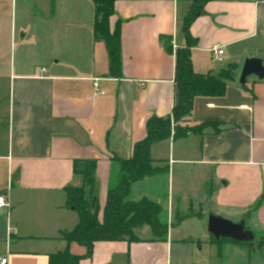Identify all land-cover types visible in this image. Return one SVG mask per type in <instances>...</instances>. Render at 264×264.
<instances>
[{
    "label": "crops",
    "instance_id": "1",
    "mask_svg": "<svg viewBox=\"0 0 264 264\" xmlns=\"http://www.w3.org/2000/svg\"><path fill=\"white\" fill-rule=\"evenodd\" d=\"M191 2L114 0L109 28L113 32L119 24L121 40L116 72L106 43L94 35L92 0L84 14L67 19H56L49 9L42 37L21 28L20 38L28 42L6 73L7 131L0 150V196L10 204L0 208V258L7 264H49L51 254L67 247L73 255L86 253L61 236L79 221L65 206L66 187L81 183L73 163L96 162L94 203L101 216L108 189L120 180L112 157L129 159L146 136L147 120L170 116L178 103L175 52L185 47L197 73L236 67L224 96L193 102L191 123L219 121L224 129L152 145L153 166L160 171L134 183L130 198L162 206L166 240H154L144 226L136 230L139 242H97L80 264H225L229 256L251 264L256 247L233 240L215 244L208 216L243 221L264 235V80L250 76L246 88L239 83L245 59L264 60V0L204 3L189 26L194 42L188 46L183 25ZM162 37L171 39V52ZM29 40L41 51L31 50ZM217 44L224 48L219 61L212 54ZM95 81L103 95L94 96Z\"/></svg>",
    "mask_w": 264,
    "mask_h": 264
},
{
    "label": "trees",
    "instance_id": "2",
    "mask_svg": "<svg viewBox=\"0 0 264 264\" xmlns=\"http://www.w3.org/2000/svg\"><path fill=\"white\" fill-rule=\"evenodd\" d=\"M95 5V21L93 31L97 40L107 45L111 71L116 72L120 66V26L116 25L113 32L109 28V18L113 14L114 0H92ZM210 0H197V5L191 8L185 18L183 32L188 46L194 39L189 33V26L197 14L202 12L203 4ZM164 49L172 51L171 39H160ZM236 70V67L230 65ZM235 77L233 73L221 71L218 74L197 73L193 69L189 47L178 48L175 52V84L179 96L172 114L167 117L151 116L146 122V136L134 144L129 159L112 157L118 167L120 180L118 184L107 191V197L99 215V207L94 200L97 196L96 162L92 160H75L73 172L80 179L79 186H68L66 207L73 208L78 214L77 225L61 236L69 246L76 243L85 247L83 256L73 255L68 247L62 252H56L49 257V264H80L81 260L92 256L97 242H139L136 230L144 226L150 228L154 240L164 241L168 233L169 224L163 218L162 206L152 199L143 197L139 200L130 198L134 183L154 176L160 170L153 166L155 160L151 158L150 150L153 144L172 139H184L192 135L203 136L208 131L220 133L225 124L219 121H202L191 123L194 99L198 96L222 97L225 95L229 81ZM246 88V84L242 86ZM213 242L220 245L232 241L228 238L219 240L212 237ZM259 242V243H258ZM255 247L264 246V238Z\"/></svg>",
    "mask_w": 264,
    "mask_h": 264
},
{
    "label": "rangeland",
    "instance_id": "3",
    "mask_svg": "<svg viewBox=\"0 0 264 264\" xmlns=\"http://www.w3.org/2000/svg\"><path fill=\"white\" fill-rule=\"evenodd\" d=\"M87 1L91 0H0V150H2L7 131L8 89L6 73H8L11 58H14V55L20 52V45L28 42L20 38L21 28L27 27L29 29L28 36L32 38L34 36L42 37V26L44 18L48 17L49 9L56 13V19H67L74 12H83L84 14ZM197 4V0H192L191 5ZM74 5L77 8H74ZM79 5H83L84 9L81 6L78 9ZM71 6L74 8L73 10H70ZM29 43L32 46L35 45L31 50L41 51L38 44L33 41ZM20 55L19 53L18 56ZM221 71L234 72V74L236 72L230 66L223 68ZM77 181H79V178H77ZM3 184L4 178L0 176V190ZM161 187H163V183ZM71 209L73 210V208ZM255 237L254 243H257L264 238V235L255 234ZM232 259V256L227 257L226 260L228 261L225 264H238L237 258ZM249 261L251 264H264V246L254 248Z\"/></svg>",
    "mask_w": 264,
    "mask_h": 264
},
{
    "label": "water",
    "instance_id": "4",
    "mask_svg": "<svg viewBox=\"0 0 264 264\" xmlns=\"http://www.w3.org/2000/svg\"><path fill=\"white\" fill-rule=\"evenodd\" d=\"M255 76L259 80H264V60L251 57L245 59L239 76L240 85H245L247 78ZM208 232L217 240L228 238L238 243H244L250 246H256L255 234L246 229L243 221L233 222L224 217L210 214L208 216Z\"/></svg>",
    "mask_w": 264,
    "mask_h": 264
},
{
    "label": "built area",
    "instance_id": "5",
    "mask_svg": "<svg viewBox=\"0 0 264 264\" xmlns=\"http://www.w3.org/2000/svg\"><path fill=\"white\" fill-rule=\"evenodd\" d=\"M212 54H213V59L215 61H219L224 54L223 46L219 44L215 45L213 47ZM42 71H44V69H42ZM104 93L105 92L98 87L97 81H95L94 82V96L103 95ZM9 207H10V204L7 198L1 195L0 196V208H9ZM0 264H7V259L5 257L0 258Z\"/></svg>",
    "mask_w": 264,
    "mask_h": 264
}]
</instances>
